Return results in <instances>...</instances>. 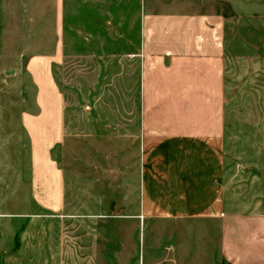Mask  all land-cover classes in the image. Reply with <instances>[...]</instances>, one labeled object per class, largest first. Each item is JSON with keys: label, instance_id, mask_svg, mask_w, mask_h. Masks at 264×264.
Returning <instances> with one entry per match:
<instances>
[{"label": "rangeland", "instance_id": "1", "mask_svg": "<svg viewBox=\"0 0 264 264\" xmlns=\"http://www.w3.org/2000/svg\"><path fill=\"white\" fill-rule=\"evenodd\" d=\"M59 1L57 28H51L55 16L48 9L46 29L48 44L53 42L48 50L56 53L48 66L65 108L66 139L54 156L66 172V205L48 213L45 249L35 251L28 240L8 264H156L153 255L169 239L152 247L167 228L155 221H119L116 208L132 196L133 185L139 186L145 73L166 55L167 36L175 33L181 48H189L194 30H169L165 16L145 13L149 0ZM40 2L0 0V51L3 36L11 34L16 53L38 52L33 21ZM222 31L226 93L219 190L237 208H262L264 11L223 13ZM11 64L6 51L0 67ZM34 76L14 67L0 75V193L22 179L31 181L30 142L21 115L37 113ZM88 153L94 167L86 162Z\"/></svg>", "mask_w": 264, "mask_h": 264}, {"label": "crops", "instance_id": "2", "mask_svg": "<svg viewBox=\"0 0 264 264\" xmlns=\"http://www.w3.org/2000/svg\"><path fill=\"white\" fill-rule=\"evenodd\" d=\"M59 2L42 0L34 9L37 53H16L11 34L3 36L0 60L8 51L12 64L1 65L0 75L12 67L35 75L37 113L21 115L30 142L31 181L22 179L0 193V264H8L28 240L35 251L44 250L48 213L66 205V172L54 156L66 139L65 108L48 66L56 53L48 50L53 42L48 44L46 29L48 9L55 16L51 28H57ZM145 8L146 14L165 16L169 30H194V39L181 48L175 33L167 36L166 55L145 73L140 181L129 199L119 201V221H155L167 228L152 247L169 239L160 254L151 251L156 264H264V207L237 208L219 190L226 93L223 13L264 11V2L149 0ZM94 160L88 153L87 164L94 167ZM122 188L126 191L125 181Z\"/></svg>", "mask_w": 264, "mask_h": 264}]
</instances>
